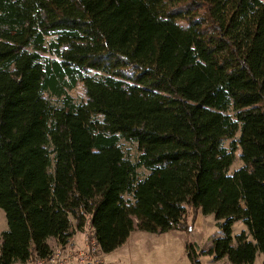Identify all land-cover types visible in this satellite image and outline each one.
Instances as JSON below:
<instances>
[{"label":"trees","instance_id":"trees-1","mask_svg":"<svg viewBox=\"0 0 264 264\" xmlns=\"http://www.w3.org/2000/svg\"><path fill=\"white\" fill-rule=\"evenodd\" d=\"M0 209V264L45 258L89 225L110 254L136 230L188 234L199 215L223 235L208 252L187 244L192 264H255L264 0H0ZM239 221L249 233L234 238Z\"/></svg>","mask_w":264,"mask_h":264},{"label":"rangeland","instance_id":"rangeland-1","mask_svg":"<svg viewBox=\"0 0 264 264\" xmlns=\"http://www.w3.org/2000/svg\"><path fill=\"white\" fill-rule=\"evenodd\" d=\"M50 40L48 39V42ZM46 58L50 57V53H45ZM94 75V73H93ZM74 97V100L77 104L85 103L88 100V95L86 94V89L83 84H79L74 90L70 93ZM46 98L51 102L52 105L57 106L61 105V100L58 97H55L49 93L45 94ZM233 114V113H231ZM241 136V133L238 134L237 138ZM230 140L225 143V147H229ZM122 149L125 151L128 158L133 162H137L141 151L139 147L134 142H127L125 140L120 141ZM241 150H238L235 153L234 164L231 167L230 173L233 174L237 170L241 169L244 165V162L241 161ZM148 172L144 169L139 170V178L144 179ZM74 225L77 224L75 220L73 221ZM9 224H7L6 213L4 210L0 209V245L2 241V234L4 231L8 230ZM91 226H87L84 232L76 231L75 238L72 240L73 243H76L77 246L83 244L87 241L91 235ZM223 232L219 228H216V231L213 233L203 232L194 234L192 236L185 235L179 231H168L160 234H152L149 232L134 231L135 239L124 249L118 250L116 252L106 254V260L113 262H121L124 264H186L187 260V244H195L197 242L200 246H204L210 241L212 237L216 235V232ZM233 236L236 238L242 233H249L248 228L245 222L239 221L236 222L233 226ZM250 240L253 242V238L250 237ZM49 245L51 248L56 246V241L51 239L49 240ZM259 254H262L259 252ZM258 254V255H259ZM188 256V255H187ZM262 256H264L262 254ZM263 258V257H262ZM189 260V259H188Z\"/></svg>","mask_w":264,"mask_h":264},{"label":"built area","instance_id":"built-area-1","mask_svg":"<svg viewBox=\"0 0 264 264\" xmlns=\"http://www.w3.org/2000/svg\"><path fill=\"white\" fill-rule=\"evenodd\" d=\"M81 245L71 241L65 246L51 248L47 257L36 256L30 264H124L106 260V254L100 250L94 232Z\"/></svg>","mask_w":264,"mask_h":264},{"label":"crops","instance_id":"crops-1","mask_svg":"<svg viewBox=\"0 0 264 264\" xmlns=\"http://www.w3.org/2000/svg\"><path fill=\"white\" fill-rule=\"evenodd\" d=\"M216 228H218V226H217V220H216V218H214V216L199 215L197 217V220H196V223H195L193 229L188 233V235L192 236V235L197 234V233L202 234L203 232L210 233L211 231L214 233L216 231ZM134 234L135 233L132 232L131 237L128 240V242L125 245L118 248V250L124 249L128 245H131V243L135 239ZM184 234L187 235V233H184ZM212 237H215V238H213L212 241H210V243L206 244L205 247L200 246L197 242H195V244L200 248L201 253H203V251L208 252L212 248L211 246H212L213 242L215 240H217V238L221 237V233H219L217 231L216 235H214ZM186 257H187V260L185 261L186 264H192V262H190V260H188L187 255H186ZM199 261H201V264H232L228 260V258H223L221 260L215 261L214 258L209 256V255L200 256ZM255 264H264V256H262V254L257 255Z\"/></svg>","mask_w":264,"mask_h":264}]
</instances>
